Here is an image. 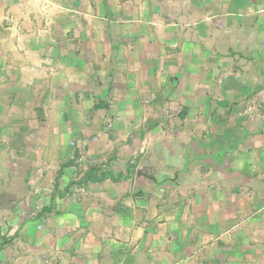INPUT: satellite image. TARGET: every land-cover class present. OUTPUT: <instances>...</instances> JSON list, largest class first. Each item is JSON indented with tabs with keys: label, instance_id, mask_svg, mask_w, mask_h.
<instances>
[{
	"label": "crops",
	"instance_id": "obj_1",
	"mask_svg": "<svg viewBox=\"0 0 264 264\" xmlns=\"http://www.w3.org/2000/svg\"><path fill=\"white\" fill-rule=\"evenodd\" d=\"M40 73L51 103L110 85L180 108L177 130L150 153L157 180L135 172L152 196L105 180L40 229L0 213V264H264V0H0V90Z\"/></svg>",
	"mask_w": 264,
	"mask_h": 264
},
{
	"label": "rangeland",
	"instance_id": "obj_2",
	"mask_svg": "<svg viewBox=\"0 0 264 264\" xmlns=\"http://www.w3.org/2000/svg\"><path fill=\"white\" fill-rule=\"evenodd\" d=\"M121 50L123 54L118 55L117 49L109 53L103 48L102 58H132L126 57L127 52L133 55L130 48ZM117 65L125 76L124 62ZM39 76L32 88L0 90L1 214L36 217L40 229L39 224L44 225L50 215L60 211L57 201L83 197L77 190L82 184L127 182L133 190H144L150 196L159 190L155 185H137L135 172L140 168L158 175L160 162L150 153L154 144L177 130L174 124L180 108L149 111L151 104L126 95L114 96L110 87L115 88L110 85L92 99L88 88L64 96L62 106L50 102L45 73ZM117 98L131 102L118 104ZM263 108L248 111L249 115L264 118ZM161 172L160 179L172 176L173 169L162 166ZM21 201L25 204L20 205Z\"/></svg>",
	"mask_w": 264,
	"mask_h": 264
},
{
	"label": "water",
	"instance_id": "obj_3",
	"mask_svg": "<svg viewBox=\"0 0 264 264\" xmlns=\"http://www.w3.org/2000/svg\"><path fill=\"white\" fill-rule=\"evenodd\" d=\"M176 175V174H175ZM136 176L137 177H144V178H147L149 180H152V181H156V176L153 174V173H147V172H143L140 168H138L136 170ZM174 178H171V180H173Z\"/></svg>",
	"mask_w": 264,
	"mask_h": 264
}]
</instances>
